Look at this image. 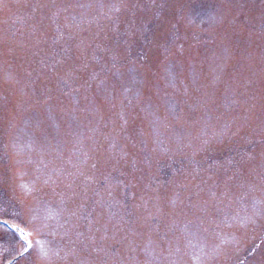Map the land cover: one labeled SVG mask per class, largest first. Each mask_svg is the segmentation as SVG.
I'll return each mask as SVG.
<instances>
[{"label": "rangeland", "instance_id": "374dc122", "mask_svg": "<svg viewBox=\"0 0 264 264\" xmlns=\"http://www.w3.org/2000/svg\"><path fill=\"white\" fill-rule=\"evenodd\" d=\"M0 264H264V0H0Z\"/></svg>", "mask_w": 264, "mask_h": 264}, {"label": "snow or ice", "instance_id": "6c2138e0", "mask_svg": "<svg viewBox=\"0 0 264 264\" xmlns=\"http://www.w3.org/2000/svg\"><path fill=\"white\" fill-rule=\"evenodd\" d=\"M23 231V230H21ZM25 235H31V233H25ZM28 247H31V243H28Z\"/></svg>", "mask_w": 264, "mask_h": 264}]
</instances>
